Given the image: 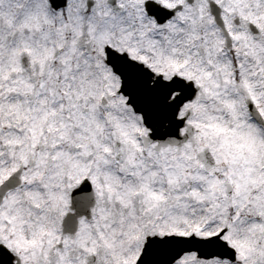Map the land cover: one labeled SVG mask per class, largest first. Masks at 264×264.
<instances>
[{
    "label": "snow or ice",
    "instance_id": "1",
    "mask_svg": "<svg viewBox=\"0 0 264 264\" xmlns=\"http://www.w3.org/2000/svg\"><path fill=\"white\" fill-rule=\"evenodd\" d=\"M0 264H264V0H0Z\"/></svg>",
    "mask_w": 264,
    "mask_h": 264
}]
</instances>
